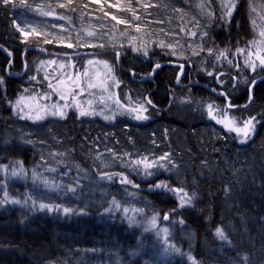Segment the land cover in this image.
<instances>
[{
	"label": "trees",
	"instance_id": "1",
	"mask_svg": "<svg viewBox=\"0 0 264 264\" xmlns=\"http://www.w3.org/2000/svg\"><path fill=\"white\" fill-rule=\"evenodd\" d=\"M257 12L264 15V0H0V163L19 160L50 182L0 178V264H264V80L253 87L251 102L235 109L196 83L222 89L231 105L247 102L252 76L210 60L251 39ZM22 16L35 27L28 37L13 28ZM27 46L118 51L121 65L134 72L114 64L122 80L119 98L145 102L150 118L105 122L68 113L38 124L13 115L8 99L22 90L34 58L43 57L23 54ZM204 50L210 62L198 70ZM102 56L115 63L113 53ZM84 57L73 59L82 66ZM168 61L188 64L163 65L144 77ZM209 67L228 71L222 87L207 79ZM215 104L239 121L255 117L251 139L240 143L209 119L208 106ZM54 150L66 157L60 164L49 158ZM144 157H166L167 170L139 176L131 163ZM98 172L130 182L113 176L103 186L108 197L98 198ZM158 180L188 192L193 206L178 208L170 193L148 188ZM110 201L179 220L170 229L177 255L161 257L159 243L117 212L104 220ZM49 203L53 213L40 207ZM61 207L76 214L61 218Z\"/></svg>",
	"mask_w": 264,
	"mask_h": 264
},
{
	"label": "rangeland",
	"instance_id": "2",
	"mask_svg": "<svg viewBox=\"0 0 264 264\" xmlns=\"http://www.w3.org/2000/svg\"><path fill=\"white\" fill-rule=\"evenodd\" d=\"M258 21L256 22L252 37L249 41L239 49H236L232 53H226L220 51L216 56L211 59L210 65L214 67L224 66L230 71L245 73L252 76L250 83L264 70V64L261 63V59H264V15L257 12ZM27 16H22V24L15 26V31H19L24 37H28L30 31H33L35 27L27 20ZM74 51L78 49H72ZM83 51V50H82ZM208 51H203L204 58L199 62L198 70L205 69L208 64ZM103 55V54H102ZM102 55H87L83 59L82 66H79L73 58H63L57 56H43L34 58L33 72L31 75L23 76V87L18 95L13 99H8L7 103L12 111V114L28 120L33 123H43L47 120H62L68 113H75L78 117L83 118H98L105 122H113L119 118H127L130 121L143 123L150 117L148 115V108L145 102L140 101H123L119 98V88L122 84V80L117 74L112 58H104ZM119 54V62L121 59ZM115 57V56H114ZM121 63V62H120ZM211 67V66H210ZM206 68L204 71L207 79L211 82L213 78H217L218 85L223 86L227 77L228 71H213L215 68ZM226 70V69H225ZM183 70H181V73ZM11 76L12 73H6ZM22 72L18 75L21 76ZM245 75H240L239 80H247ZM232 83H237V75H230ZM0 88L3 87V78L0 76ZM220 81V82H219ZM244 83V82H243ZM249 83V84H250ZM41 84L45 85V90L41 87ZM220 95V94H219ZM222 96V95H220ZM150 100L147 99V103ZM151 102V101H150ZM152 104V102H151ZM212 116L208 117L216 124L222 126L227 131L230 128L243 127L244 122L251 118L239 121L234 119L228 111H219L218 106L213 105ZM56 113V114H53ZM63 113V115H60ZM82 113H84L82 115ZM137 115L146 116L147 119H136ZM36 117H41L36 119ZM219 121V122H218ZM256 129V121H255ZM254 129V131H255ZM252 134L245 140L242 134L232 132L240 143H245L251 139ZM243 141V142H242ZM49 158L54 164H60V160L66 158L64 154L57 150L49 152ZM164 158V159H162ZM1 160V159H0ZM45 161V160H44ZM165 157H144L132 161V168L141 177H157L159 172H165L167 170V162ZM45 163V162H44ZM151 165L146 168L145 165ZM16 173L15 175L13 173ZM33 174H35L33 172ZM32 174V175H33ZM29 175V178L40 184L41 186L46 183H50L46 180H42L38 176H32L31 171L26 169L19 160H8L0 163V178L3 183L9 181H23L25 177ZM113 176H117L118 181L123 184H128L130 181L125 177L118 174L100 173L96 175L94 183L96 189L98 188V198L108 197L107 190L103 187L108 182L112 181ZM110 177V178H109ZM28 178V179H29ZM126 181L128 182H124ZM161 180L156 181L148 188L151 190H160L170 193L176 200L178 208L191 207L194 204V198L188 193L182 190L181 192L175 191L178 188L170 187L168 183L166 188H157V184H160ZM183 193H187L185 199L190 198V203L181 205V196ZM47 209L51 208L50 212H54L53 204H47ZM67 209L61 207L59 215L61 218L64 216L71 217L72 214H76L75 211L69 209L67 213L64 211ZM105 217L111 219L109 215H115L116 212L122 217H125L129 226H140L142 233L146 236L149 235L152 241L159 243L158 254L166 259H170L173 255L176 256L179 248L173 246L170 240V229L172 226L179 224V220L172 218L169 213L166 216L159 217L157 215H147L143 211H137L131 206H120L115 201H110L106 208ZM165 217H167L165 219ZM192 264H196L193 261Z\"/></svg>",
	"mask_w": 264,
	"mask_h": 264
},
{
	"label": "water",
	"instance_id": "3",
	"mask_svg": "<svg viewBox=\"0 0 264 264\" xmlns=\"http://www.w3.org/2000/svg\"><path fill=\"white\" fill-rule=\"evenodd\" d=\"M34 51L36 53H39L43 56H57V57H63V58H74V57H77V56H87V55H102V54H105L107 52L109 53H113L114 56H115V60H116V64L119 65L121 68H123V70L125 71H128L131 75L134 74V72L128 68H125L124 66L121 65V63L119 62V52L118 51H115V50H111V49H107V50H102V51H94V50H86V51H76V52H59V51H56V50H53V49H49V48H46V47H37V46H27L25 48V50L23 51V54H25L27 51ZM161 66L163 65H171V66H179L181 68H184L186 66V64L188 63H177V62H173V61H168V62H160V63H157ZM153 65L152 67V71L150 72L149 75H145L144 77L145 78H151L153 76V74L155 73L156 69V65ZM264 80V74L256 77L253 81H255V85L260 82V81H263ZM252 81V82H253ZM250 83L249 86H248V99H247V102L245 104H237V105H231L229 103V97L227 96V94L222 90V89H215L213 88L212 86H210L209 84L207 83H203V82H196L197 85L211 91V92H214L216 94H220L223 96L224 100H225V104L228 108L230 109H235V108H241V107H246L250 101H249V95L251 94L252 95V89L253 87V83ZM195 83V84H196ZM215 83L218 84V80L217 78L215 79ZM151 106L152 104L149 103Z\"/></svg>",
	"mask_w": 264,
	"mask_h": 264
},
{
	"label": "snow or ice",
	"instance_id": "4",
	"mask_svg": "<svg viewBox=\"0 0 264 264\" xmlns=\"http://www.w3.org/2000/svg\"><path fill=\"white\" fill-rule=\"evenodd\" d=\"M3 3H5V4H7V3H9V0H3ZM231 11H232V9H227V15L228 16H230L231 15ZM69 47H71V45H69ZM261 63L262 64H264V59H261ZM160 67V65L159 64H157L156 65V68H159ZM0 82H2V80H0ZM253 83V86L255 85V81H253L252 82ZM251 100H252V95L250 94L249 95V101L251 102ZM148 103H151L150 101L148 102ZM213 105H209L208 106V108H209V115L210 116H212V110H213ZM53 114H56V113H53ZM84 113H82V115H83ZM60 115H63V113H60ZM41 117H36V119H40ZM136 119H147V117L146 116H142V115H137V117H136ZM219 122V121H218ZM254 129H255V117H253V118H251V119H249L248 121H245L244 122V126L241 128V127H236V128H230L229 130L230 131H235V132H237V134H242V136H243V138L246 140L251 134H252V132L254 131ZM243 142V141H242ZM166 158V157H165ZM162 159H164V158H162ZM145 167L146 168H148V167H151V165H148V164H146L145 165ZM14 175L16 174L15 172L13 173ZM110 178V177H109ZM124 182H128V181H126V179H125V181ZM155 187H157V188H166L167 187V185L166 184H164L163 182H161L160 184H157ZM175 191H177V192H181L182 193V189H176ZM187 196V193H183L182 194V196H181V205L183 206V204H185V203H190L191 201H190V198L189 199H185V197ZM40 207L41 208H45V207H48V206H46V205H40ZM49 210H51V208H49ZM64 211L67 213L68 211H70L69 209H64ZM167 217H165V219H166ZM216 233H217V235L221 238V239H225V236H224V233L222 232V230L221 229H217L216 230ZM190 259H191V257H190Z\"/></svg>",
	"mask_w": 264,
	"mask_h": 264
},
{
	"label": "bare ground",
	"instance_id": "5",
	"mask_svg": "<svg viewBox=\"0 0 264 264\" xmlns=\"http://www.w3.org/2000/svg\"><path fill=\"white\" fill-rule=\"evenodd\" d=\"M117 65V64H116ZM118 67H120L119 65H117ZM121 68V67H120Z\"/></svg>",
	"mask_w": 264,
	"mask_h": 264
},
{
	"label": "flooded vegetation",
	"instance_id": "6",
	"mask_svg": "<svg viewBox=\"0 0 264 264\" xmlns=\"http://www.w3.org/2000/svg\"><path fill=\"white\" fill-rule=\"evenodd\" d=\"M214 88V87H213ZM216 89V88H215Z\"/></svg>",
	"mask_w": 264,
	"mask_h": 264
}]
</instances>
